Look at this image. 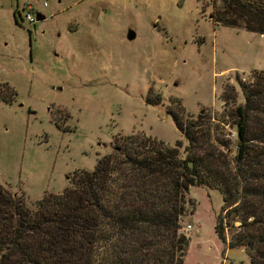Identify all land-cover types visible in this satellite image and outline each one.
I'll return each instance as SVG.
<instances>
[{
	"label": "rangeland",
	"instance_id": "1",
	"mask_svg": "<svg viewBox=\"0 0 264 264\" xmlns=\"http://www.w3.org/2000/svg\"><path fill=\"white\" fill-rule=\"evenodd\" d=\"M28 4L46 19L23 20ZM219 6L0 0V184L34 203L62 194L76 172L93 171L132 135L185 147L170 112L195 120L205 111L227 140L242 83L264 71V35L218 24ZM130 28L136 40H127ZM188 199L184 264H251L215 233L222 194L194 186Z\"/></svg>",
	"mask_w": 264,
	"mask_h": 264
},
{
	"label": "trees",
	"instance_id": "2",
	"mask_svg": "<svg viewBox=\"0 0 264 264\" xmlns=\"http://www.w3.org/2000/svg\"><path fill=\"white\" fill-rule=\"evenodd\" d=\"M218 1V24L264 35V0ZM242 85L227 140L205 111L195 120L170 112L185 147L132 135L62 194L34 203L0 184V264H184L181 223L194 186L223 196L221 241L264 264V71Z\"/></svg>",
	"mask_w": 264,
	"mask_h": 264
},
{
	"label": "built area",
	"instance_id": "3",
	"mask_svg": "<svg viewBox=\"0 0 264 264\" xmlns=\"http://www.w3.org/2000/svg\"><path fill=\"white\" fill-rule=\"evenodd\" d=\"M23 12L26 13L25 17L23 18V20L25 19L26 21L32 23L35 22L36 20V11L33 7V5L28 4L26 6H24L23 8ZM191 225H188V229H191Z\"/></svg>",
	"mask_w": 264,
	"mask_h": 264
},
{
	"label": "water",
	"instance_id": "4",
	"mask_svg": "<svg viewBox=\"0 0 264 264\" xmlns=\"http://www.w3.org/2000/svg\"><path fill=\"white\" fill-rule=\"evenodd\" d=\"M46 19V16H44L43 14L41 13H36V20L39 22V21H43ZM126 38L128 41H133V40H136V30L130 28L128 31H127V34H126Z\"/></svg>",
	"mask_w": 264,
	"mask_h": 264
}]
</instances>
